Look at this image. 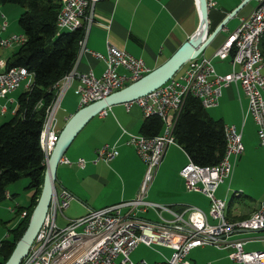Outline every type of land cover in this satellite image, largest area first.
Returning <instances> with one entry per match:
<instances>
[{
	"label": "built area",
	"instance_id": "obj_1",
	"mask_svg": "<svg viewBox=\"0 0 264 264\" xmlns=\"http://www.w3.org/2000/svg\"><path fill=\"white\" fill-rule=\"evenodd\" d=\"M99 0H60L61 10L57 14L56 27L58 31H75L83 27L84 36L79 40V51L86 49V38L90 25L96 22L95 9ZM214 0H208V7L214 6ZM0 45L10 47L14 43L22 44L24 35L13 38H1L2 31L8 25L4 15H0ZM240 25L220 44L214 53L219 60L229 59L233 70L226 75L215 72L211 58L195 57L186 62L182 69L164 85L157 87L149 94L125 103L129 108L134 103L142 109L145 117L159 116L163 121L162 133L154 137L143 134H130L129 143L134 144L138 156L145 163V174L137 197L100 209L90 210L83 217L68 220L64 227L56 222L58 214H63L73 199L69 191L55 187L51 203L48 207L40 231L34 244L29 249L27 257L20 264H150L145 260L133 262L129 254L135 246L143 243L146 246H164L172 253L164 261L153 264H188L187 254L194 248L216 246L220 249L231 248V259L242 264H264V251H248L246 241L232 239L234 233L245 230L261 231L264 229V199L251 214L238 221H230L226 217L228 204L226 199L216 197V189L229 179L234 170V163L243 153L242 131L237 126L225 125V156L214 166H201L190 158L180 172L185 180L187 190L205 194L210 203V213L197 206H188L178 212L167 204L157 203L147 199V192L153 184L158 166L164 157V151L169 145L180 146L174 139V126L188 97L197 98L205 109L217 107L220 103L224 87L229 84H239L249 100L248 113L258 127V138L264 144V57L260 42L264 36V0H258L251 13L242 18ZM91 53L105 62V71L95 76L93 71L80 72L76 68L79 56L73 64L70 73L63 76L56 84L54 101L47 106L44 125L40 130V147L42 148L44 164L54 149L59 133L56 130L55 114L60 102L70 88L73 80L79 85L75 93L79 96V106L105 98L114 91L137 81L150 69L142 58H138L123 49L110 45L106 54ZM6 61L0 59V100L6 99L12 91L21 87L30 88L34 73L24 67H7ZM127 73L122 74L119 70ZM25 89V90H26ZM2 113L7 112L6 106H1ZM106 113V111L102 112ZM100 113V114H102ZM127 133V131H124ZM118 149L109 144L95 152V161L110 162L118 155ZM60 163L72 165L65 156ZM79 167H84L86 161L80 158ZM6 199L10 196L6 193ZM153 211L159 222L138 217L139 213ZM14 211V209H11ZM168 213L169 216H164ZM26 212L22 216H25Z\"/></svg>",
	"mask_w": 264,
	"mask_h": 264
},
{
	"label": "crops",
	"instance_id": "obj_2",
	"mask_svg": "<svg viewBox=\"0 0 264 264\" xmlns=\"http://www.w3.org/2000/svg\"><path fill=\"white\" fill-rule=\"evenodd\" d=\"M214 2V6L208 7V35L215 31L224 19L227 20L224 27L205 46L200 56L211 58L215 72L217 73V64L221 74L226 75L233 70L232 64L229 59L215 58L216 48L228 39L233 30L237 29L241 19L251 13L258 0H214ZM197 6L196 0H99L95 9L96 22L90 25L86 49L78 52L80 56L76 68L80 72L93 71L95 76H100L105 71V62L95 57L91 51L104 55L107 48L113 45L142 58L152 71L169 59L194 32H197L201 19ZM236 10L238 11L234 12ZM119 71L122 74L127 73L124 69ZM78 85L79 81L74 79L60 102L55 114L57 120L55 128L58 133L68 123L71 115L81 107L78 103L80 99L75 96ZM12 93L7 99L0 100L1 106L5 105L7 108L4 114L0 106V124L15 114L19 96ZM219 101V105L210 107L206 110L207 113L215 119H222L224 125L237 126L238 130L242 131L244 145L243 153L234 163L233 173L215 191L219 199L229 198L232 194L226 202L229 207V202L233 198L232 206L226 215L228 220L233 222L247 218L264 199V144L261 145L258 138L255 119L248 113L249 100L239 84L231 83L224 87ZM10 110L12 116L9 119L3 118ZM144 120L142 109L138 105L133 103L129 108L125 104H115L106 108V113L93 115L81 127L74 140L82 135L81 139L71 150L70 145L74 141L72 140L64 153V156L74 163L72 162V165L60 163L56 169L58 176L56 184L69 191L73 197L68 207L72 206L80 211V214H77L79 217L74 215V218L71 217L69 220L83 217L90 210L130 201L137 197L146 169L134 144L129 143V135L140 134V125ZM107 144L118 149L116 158L110 162L94 163L95 152ZM163 155L153 184L147 192V199L167 204L178 212L188 206H197L210 213L211 205L208 197L202 192L187 190L185 180L180 176L181 170L189 161L183 148L169 145ZM80 158L86 161L84 167L78 165ZM70 175L73 177L71 181H69ZM13 191L8 187L10 196L8 200L14 198ZM236 192L237 195L234 197ZM137 216L159 222L156 214L150 210ZM164 216L168 217L169 214L165 213ZM232 239L245 240V249L248 251H264V229L240 230L234 233ZM202 248L208 247H197L187 254L188 264H242L230 259V256L227 258L225 253H214L204 259L198 252ZM225 251L230 253L232 249L222 250ZM190 254H192L191 259Z\"/></svg>",
	"mask_w": 264,
	"mask_h": 264
},
{
	"label": "trees",
	"instance_id": "obj_3",
	"mask_svg": "<svg viewBox=\"0 0 264 264\" xmlns=\"http://www.w3.org/2000/svg\"><path fill=\"white\" fill-rule=\"evenodd\" d=\"M11 3L25 8L18 17L25 40L6 65L24 67L34 76L31 87L18 95L14 116L0 125V202L5 200L8 186L24 177L29 179L26 189L32 193L28 206L19 204L14 210L17 215L24 212L26 215L0 241V264L11 257L38 203L46 166L39 143L40 130L47 106L56 97V84L73 69L79 40L84 36L83 28L57 30V14L61 10L59 0H0V5ZM260 48L264 57V36ZM185 102L174 126L175 141L194 163L217 165L224 159L227 147L223 120L208 114L197 98L188 97ZM163 124L159 116H145L139 130L145 136L154 137L162 133ZM236 195L237 192L234 197ZM232 199L227 211L232 206Z\"/></svg>",
	"mask_w": 264,
	"mask_h": 264
},
{
	"label": "water",
	"instance_id": "obj_4",
	"mask_svg": "<svg viewBox=\"0 0 264 264\" xmlns=\"http://www.w3.org/2000/svg\"><path fill=\"white\" fill-rule=\"evenodd\" d=\"M197 8L200 12V26L197 32L191 38L182 44L176 52L169 57L162 65L157 66L152 71L146 73L139 80L131 82V84L114 91L110 95L100 100L93 101L80 107L76 113L72 114L68 119V123L59 132L58 140L55 141L54 149L48 157V163L45 166V177L43 180V188L40 193L37 205L32 210V215L28 221V228L23 233L20 241L12 251V255L3 264H20L23 258L29 254V249L35 241L37 233L40 231L44 219L48 213V207L52 200V195L55 192L57 176V166L60 164V158L64 156L70 143L78 131L84 126L93 115H98L115 104H125L138 99L145 94L151 93L157 87L164 85L172 79L173 76L182 69V66L190 59L199 57L203 53V49L214 38V35L220 31L225 25L224 19L219 27L208 35V0H196ZM238 10L234 11L237 12ZM233 12V13H234Z\"/></svg>",
	"mask_w": 264,
	"mask_h": 264
},
{
	"label": "rangeland",
	"instance_id": "obj_5",
	"mask_svg": "<svg viewBox=\"0 0 264 264\" xmlns=\"http://www.w3.org/2000/svg\"><path fill=\"white\" fill-rule=\"evenodd\" d=\"M59 3H60V0H59ZM60 4H62V3H60ZM24 9L25 8H22L21 6L15 5V4H12V3L11 4L0 5V15L3 14L5 19L8 22L6 30L2 31V33H1V38H3L5 40V39L13 38V36L15 37V36H18V35H24L23 31H21V29L18 26L19 25V23H18V19L19 18L18 17H19V15L22 12H24ZM80 28H83V27H80ZM20 45H21L20 43H14V42H13V45L10 46V47H2V45H0V59L5 60L6 63H7L8 59L12 58L13 52L18 51ZM79 48H80V46H79ZM79 48H78V51H79ZM78 51H77V54H78ZM216 68H217V73L221 74L220 68L217 67V64H216ZM144 75H145V73H144ZM178 75H179V72L177 73L176 76H178ZM21 83H22L21 88L19 87L17 90H14L15 92L12 91L16 95H19L22 91H24L26 89L25 88L26 84L24 83V81L21 82ZM70 91H72V90H70ZM14 93H12V94H14ZM75 96H76V98L77 97L79 98V96L77 94ZM0 106H1V103H0ZM11 112L12 111L10 110L9 113L5 117L3 116V118L9 119L10 116H12ZM7 119H5V120H7ZM3 122H6V121H3ZM1 124H3V123H1ZM81 136H79V138H77L76 140H74L71 143L72 144V145H70L72 147L71 150L74 149V147L76 146L75 144L77 143L78 140L81 139ZM70 161L73 162L71 159H70ZM72 178L73 177L70 175L69 176V181H71ZM28 180H29L28 178L24 177V178L14 182V183H11L8 187L12 188V190H14L13 191L14 192V196H13L14 198L12 200H8V199L5 198L4 201L0 202V241L4 240V238L7 236V232H9L10 229H13L15 227V225L17 224V222L22 217H24V216H22L23 214L22 215H20V214L17 215L16 213H14V211H11V209L15 210V208L19 204L21 206H28L29 205L30 200H31L30 199V195H31L32 192H30L29 190L26 189V185L28 183ZM57 186L60 189V186L59 185H57ZM231 195H230V197H231ZM230 197L229 198L226 197L225 201L228 202ZM221 199H224V197L221 198ZM63 211H64V213L63 214L59 213L58 217L56 218L57 224H59V226H61V227H64V226L67 225L66 223L69 220V218H71V217L74 218V217H77V216L79 217V215H77V214H80V211L77 210V209H74L72 206L71 207H67ZM206 247H208V248H202V249L198 250V252L200 253L201 257H203L204 259L209 258L214 253H218V254L219 253H221V254L225 253L227 258L229 256V254H228L229 252L228 251L222 252V250H224V249L217 248L216 246H215V248H214V246H206ZM171 253H172V251L169 250L168 248L164 247V246H153V247L150 246L149 247V246L144 245L143 243H139V244H137L135 246V248L131 252V254H129V258L133 262H140L141 260H145L148 263L153 264L155 262L164 261L165 260L164 258H169ZM191 255L192 254H190V259L192 258Z\"/></svg>",
	"mask_w": 264,
	"mask_h": 264
}]
</instances>
